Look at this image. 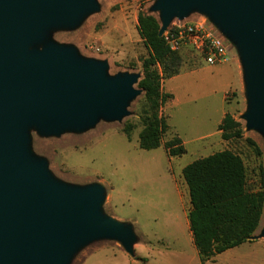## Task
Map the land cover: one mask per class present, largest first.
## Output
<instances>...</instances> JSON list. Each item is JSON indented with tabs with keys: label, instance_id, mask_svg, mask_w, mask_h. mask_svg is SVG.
<instances>
[{
	"label": "rangeland",
	"instance_id": "rangeland-1",
	"mask_svg": "<svg viewBox=\"0 0 264 264\" xmlns=\"http://www.w3.org/2000/svg\"><path fill=\"white\" fill-rule=\"evenodd\" d=\"M158 1L92 0V7H82L71 20L44 24L37 37L24 45L26 55L49 46L68 50L73 63L102 64L106 78L136 76L131 84L134 93L118 117L98 113L82 127L65 124L56 129L44 128L35 120L19 126L23 157L41 167L47 182L76 190L91 185L100 187L103 196L98 212L130 226L133 253L126 252L118 240L99 236L74 244L66 264H200L188 230L179 223H184L182 207L188 205V191L183 189L182 199L172 185L170 172L171 164L179 178L178 168L199 155L187 153L168 160L162 145L173 135L170 129L162 135L159 147L146 150L138 146L142 120L147 115V102L138 81L143 77L142 60L149 49L138 33L137 15L152 14L161 24ZM194 21L205 22L224 38L227 62L208 64L193 46L184 45L174 50L180 56L181 76L172 81L164 79L161 92L169 93L168 87L173 89L177 104L172 111L181 109L175 119L184 134L193 136L214 129L220 98L231 87L225 99L232 105L230 114L239 121L242 135L216 143L210 152L228 148L237 153L245 167L247 188L264 191V130L249 124L248 114L254 104L244 80L240 42L224 31L210 8L202 5L174 13L169 25ZM232 57L242 71V88H235L239 81ZM192 70L196 71L190 73ZM171 98L172 94L162 105V114ZM125 126L130 139L123 131ZM263 225L264 203L260 224L250 236L252 240L229 248L208 264H264V236H258Z\"/></svg>",
	"mask_w": 264,
	"mask_h": 264
},
{
	"label": "water",
	"instance_id": "water-1",
	"mask_svg": "<svg viewBox=\"0 0 264 264\" xmlns=\"http://www.w3.org/2000/svg\"><path fill=\"white\" fill-rule=\"evenodd\" d=\"M92 0H0V264H66L81 240L111 237L133 253L130 226L98 212V186L53 185L23 156L22 122L44 128L118 117L136 76L106 78L103 65L71 62L68 50L47 47L26 55L24 45L50 22H67ZM193 5L212 10L240 42L253 98L249 124L264 130V0H159V35L174 13ZM264 235V225L258 236Z\"/></svg>",
	"mask_w": 264,
	"mask_h": 264
},
{
	"label": "trees",
	"instance_id": "trees-1",
	"mask_svg": "<svg viewBox=\"0 0 264 264\" xmlns=\"http://www.w3.org/2000/svg\"><path fill=\"white\" fill-rule=\"evenodd\" d=\"M159 28L160 22L154 15L138 13L137 30L149 49L148 56L142 60L143 77L138 81L147 102L138 146L146 150L159 147L162 135L168 130L160 109L171 94L161 92V83L178 74L180 67L179 54L158 34ZM218 129L223 140L242 135L239 121L229 112L221 119ZM123 131L130 139L127 126ZM248 142L254 144L251 140ZM163 148L168 156L186 152L177 135L165 140ZM182 176L188 186L191 204L189 229L201 264L216 254L252 240L250 236L261 220L264 191L247 188L245 167L237 153L226 148L197 158L183 167Z\"/></svg>",
	"mask_w": 264,
	"mask_h": 264
},
{
	"label": "crops",
	"instance_id": "crops-1",
	"mask_svg": "<svg viewBox=\"0 0 264 264\" xmlns=\"http://www.w3.org/2000/svg\"><path fill=\"white\" fill-rule=\"evenodd\" d=\"M225 60L221 61V62L214 63V64H220V63H223V62H227ZM232 62L236 66L235 69L237 70L238 81H239L238 87H235V88H242L243 75H242V71H241V69L239 67L240 65L238 64V62L235 59V57H232ZM195 71L196 70H192L190 73L195 72ZM180 76H181V74H177V75L169 78V80L170 81L175 80V79L179 78ZM230 89H231V87L230 88H226L224 90V92H223V96L220 98L221 103L218 105V108L216 110V117H215L214 123H213L214 129L211 132H207V133H203V134H199V135L188 136V135H186V134H184L182 132L183 130L180 127L181 123L180 122L178 123V121L175 119V115L178 116L180 114V112H181V109L178 108L177 110L175 109V111H172V106H173V108H174V106L176 108V104H177V98L175 96V92L173 91L172 88H170V87L167 88V91L172 94V98L163 107L162 112H163V115L165 116L166 123L168 124V129H170L173 132V135H177L181 139V142H182V144L184 145V147L186 149V152L183 153L182 155L187 154V153H190V154H193V155H199L198 157L195 158V159H197V158L204 157V156H207V155L215 152V151H213V152L211 151L210 152L211 147H214L216 143L219 144V143H221L223 141V139L221 137V130L218 129V124L220 123V121L223 118V116L227 112L230 113V111L233 109L232 105L227 104L226 103V99H225V95L227 94V92L230 91ZM233 89L234 88H232V90ZM197 125L198 124H194V126H197ZM194 126L192 125L191 128L194 129L195 128ZM184 130H185V128H184ZM164 152H165V149H164ZM204 153H207V154L203 155ZM165 154H166V152H165ZM180 156H169L168 160H171V159H173L175 157H180ZM184 166L182 165V166H180L178 168L179 173H180V177L177 178V175L174 174V168L170 164V172L172 174L171 175V177H172V185H173L174 189L182 197V199H183V196H182L183 189L186 188V191H188V186H187V184H186V182H185V180H184V178L182 176V169H183ZM188 200H189V193H188ZM190 208H191V204H190V200H189L188 201V205L184 204L183 207H182V214L184 216V223L182 221H180L179 223H180V226L182 228L186 227V229L188 230V236L190 235V238L192 239V235H191V232H190V229H189V221H188V212H189ZM120 222H122V220ZM196 252H197V250H196ZM221 253H219V254H221ZM219 254L214 255L211 259L207 260L205 264H208V262L215 260L216 256L219 255ZM197 255H198V252H197ZM198 259H199V255H198ZM199 263L201 264L200 259H199Z\"/></svg>",
	"mask_w": 264,
	"mask_h": 264
},
{
	"label": "built area",
	"instance_id": "built-area-1",
	"mask_svg": "<svg viewBox=\"0 0 264 264\" xmlns=\"http://www.w3.org/2000/svg\"><path fill=\"white\" fill-rule=\"evenodd\" d=\"M162 36L171 50H177L184 45L193 46L208 64L227 58L224 38L203 21L173 23L164 30Z\"/></svg>",
	"mask_w": 264,
	"mask_h": 264
}]
</instances>
